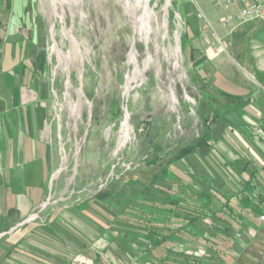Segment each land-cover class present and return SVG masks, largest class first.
<instances>
[{"label":"rangeland","instance_id":"1","mask_svg":"<svg viewBox=\"0 0 264 264\" xmlns=\"http://www.w3.org/2000/svg\"><path fill=\"white\" fill-rule=\"evenodd\" d=\"M163 8L164 0H0V66L19 74V94L32 99L25 112H43L46 153L43 161L38 150L41 164L15 196L25 206L41 200L19 250L0 246L6 264H141L127 233L150 208L161 211L151 198L170 189L152 179L163 170L189 185L193 161L204 165L191 155L213 122L229 147L242 145L243 124L263 134L264 119L237 117H264V19L225 27L226 12L210 0ZM9 89L0 86V98ZM183 150L192 153L179 158ZM184 198L180 214L194 213Z\"/></svg>","mask_w":264,"mask_h":264},{"label":"crops","instance_id":"2","mask_svg":"<svg viewBox=\"0 0 264 264\" xmlns=\"http://www.w3.org/2000/svg\"><path fill=\"white\" fill-rule=\"evenodd\" d=\"M18 75L17 71L9 72L6 67L0 66V86L7 85L11 92V96L0 98V242H3L0 246H8V250H19L22 246L23 239L28 236L23 235L28 228L25 227V219L41 200V193L32 195L34 203L25 206L16 204L15 196L25 193L24 183L32 177L31 168L37 163L41 164L42 157L43 161L46 158L43 112L35 111V106H32L33 112H25V105L31 106L32 99L29 95L19 94V84H14L13 80ZM14 89H17L16 93ZM5 103L8 105L6 110L3 108ZM239 118L264 119L263 116L255 117L248 113L240 114ZM215 125L211 123L206 130L208 142L199 145L201 152L198 147L194 153L192 150L186 151V154L180 153L183 158L192 153L193 159L204 163L202 169L193 161L192 170H189L193 172L189 185L174 180L176 175L171 178L174 192L179 186V190L187 189V193L178 194L179 204L183 196L186 197L184 201L189 199L196 207L194 213L183 215L177 207L179 218H172L174 224H157L162 233L172 235L162 245L171 250L169 253L164 252V249L157 252L156 263L264 264V222L259 220V217L264 216V123L260 125L263 134H257L255 129L243 124L245 135H241L242 145L236 147L221 143L224 129L216 128ZM229 129L234 130L231 127ZM37 138L42 141L39 148L35 144ZM38 150L43 153L41 158L37 157ZM163 174L161 179H169ZM162 184L169 186L166 181H162L159 187ZM159 189L161 196L165 197L164 188ZM3 200H10L11 205L3 203ZM185 215L192 218L193 222L182 220ZM52 216L49 213L44 221L47 227L53 221ZM0 251V264H6L8 255L4 256L2 249ZM143 257H139L141 264H149ZM195 258H198L197 261ZM164 259L166 262H162Z\"/></svg>","mask_w":264,"mask_h":264},{"label":"trees","instance_id":"3","mask_svg":"<svg viewBox=\"0 0 264 264\" xmlns=\"http://www.w3.org/2000/svg\"><path fill=\"white\" fill-rule=\"evenodd\" d=\"M259 33L264 36V27L260 28ZM222 94L228 96L229 98L235 99L236 101H238V104H240L245 99L244 96L231 95V94H227L224 92H222ZM183 152L185 154L187 153L186 150L185 151L183 150ZM180 157H183V156L180 154L179 158ZM172 180L173 179H160V180L152 179L151 186H155V185L159 186V184L162 181H166L170 186V189L168 191H165L167 194L165 195V197H163V199H158L155 196L151 198V200H153V203H157V201H159L160 202V203L158 202L159 206L163 207V210H161L160 212H154L152 208H150L149 210L150 213L144 212L142 215L138 217L139 226L136 228L137 231L127 233L129 235H132V238L130 241L132 242V245L135 243L134 246L136 247L135 249L136 255L139 257L144 256L143 258L147 260L149 264H161V263H156L155 259H156L157 252L163 251L164 249V252L169 253V251L171 250L170 248H166V247L163 248L162 245L163 243H166L170 239L172 234L168 235V234L162 233L161 228H159L157 224L164 223L167 226H170V224H174L172 223L173 222L172 218L174 219L179 218V215L176 212L177 211L176 209L179 205V197H178L179 195L178 194L182 192L187 193L186 188H181L180 190H183V191H180L179 190L180 186L177 187L174 192L173 191L174 184ZM142 196L139 195V198L142 199ZM144 209L146 211L148 210L145 207ZM182 220H184L186 223L193 222V219L186 215L182 217ZM179 227H178L177 232H179V229H180ZM197 259L198 258H195V261H197ZM165 260L166 259H164L162 262H166ZM197 264L199 263L197 262Z\"/></svg>","mask_w":264,"mask_h":264},{"label":"built area","instance_id":"4","mask_svg":"<svg viewBox=\"0 0 264 264\" xmlns=\"http://www.w3.org/2000/svg\"><path fill=\"white\" fill-rule=\"evenodd\" d=\"M210 2L215 8L223 9L226 12V17L221 19V23L225 27L264 19V0H210ZM168 5L169 0H164L163 10L165 13ZM195 6L198 11L197 18L206 20L204 13L196 3ZM175 22L177 27H181L177 14H175ZM259 220L264 222V216L259 217Z\"/></svg>","mask_w":264,"mask_h":264}]
</instances>
